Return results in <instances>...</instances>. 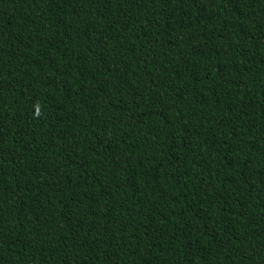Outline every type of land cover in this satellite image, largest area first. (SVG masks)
I'll return each instance as SVG.
<instances>
[{
  "label": "trees",
  "instance_id": "trees-1",
  "mask_svg": "<svg viewBox=\"0 0 264 264\" xmlns=\"http://www.w3.org/2000/svg\"><path fill=\"white\" fill-rule=\"evenodd\" d=\"M0 264H264V0H0Z\"/></svg>",
  "mask_w": 264,
  "mask_h": 264
}]
</instances>
